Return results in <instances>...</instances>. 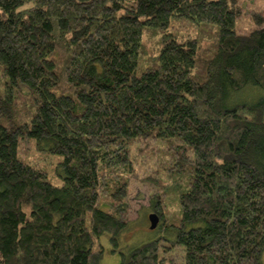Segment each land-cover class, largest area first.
<instances>
[{
	"label": "trees",
	"instance_id": "obj_1",
	"mask_svg": "<svg viewBox=\"0 0 264 264\" xmlns=\"http://www.w3.org/2000/svg\"><path fill=\"white\" fill-rule=\"evenodd\" d=\"M180 16L209 42L165 32L139 73L144 31ZM242 16V0H0V117L22 111L0 121V264H101L106 233L117 264H264V13L246 33ZM21 138L63 156L61 185ZM139 166L175 238L123 250Z\"/></svg>",
	"mask_w": 264,
	"mask_h": 264
},
{
	"label": "rangeland",
	"instance_id": "obj_2",
	"mask_svg": "<svg viewBox=\"0 0 264 264\" xmlns=\"http://www.w3.org/2000/svg\"><path fill=\"white\" fill-rule=\"evenodd\" d=\"M242 5L243 16L236 21L235 29L239 33H246L255 25L253 18L254 12L264 13V0H242ZM213 28L216 29L215 26H211L207 23H196L194 20L186 16L172 18L165 30L155 27L147 28L144 31L143 37L145 45L142 54L144 57L140 58L138 72L140 73L143 70L157 65V59H149V57L152 56L153 44L161 42L165 32L173 33L176 37L182 39L185 37L187 38L188 36L198 37L201 31L203 36H205L204 38H207L205 40L206 44L209 42V33ZM211 38H215V33L211 35ZM158 53L159 48L158 50H154V55L156 54V57ZM21 86L24 90H30V88L24 84H21ZM248 90H246L243 95H249L248 97H251V91ZM234 99L237 98L234 97ZM21 113V105H18L9 116H1L0 121L6 125L19 124L21 122L19 117ZM41 146L44 148H39L37 141L33 138H21L19 155L26 161H35L40 168L47 172L48 178L52 183L61 185L63 183V169L60 162L63 160V156L51 151L49 147H45L47 146L46 144ZM150 148L151 146L149 145H143L142 150L138 152L137 161L140 166L145 163V160H148ZM140 166L130 178L129 182V190L131 192L130 205L132 210L130 211V226L120 236V243L123 250H129L159 235H166L169 239L175 238V233L170 228H160V226L156 229L150 228L151 223L149 214L153 211L147 206L148 195L144 193L145 189L142 187L144 185H141L143 175L147 173V167ZM159 179L161 180V183H166L160 177ZM146 183L153 184V181L147 179ZM158 184L159 182L157 185ZM102 207L106 209L105 206ZM96 246L101 247L104 250V257L101 264H117L121 260V254L119 252H112L113 245L107 233L97 240Z\"/></svg>",
	"mask_w": 264,
	"mask_h": 264
},
{
	"label": "water",
	"instance_id": "obj_3",
	"mask_svg": "<svg viewBox=\"0 0 264 264\" xmlns=\"http://www.w3.org/2000/svg\"><path fill=\"white\" fill-rule=\"evenodd\" d=\"M149 219H150V228L151 229H156L159 225L160 222V217L158 216L157 213L152 212L149 214Z\"/></svg>",
	"mask_w": 264,
	"mask_h": 264
}]
</instances>
